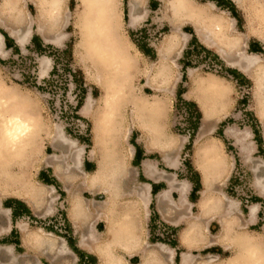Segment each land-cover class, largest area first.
<instances>
[{
  "label": "clouds",
  "instance_id": "clouds-1",
  "mask_svg": "<svg viewBox=\"0 0 264 264\" xmlns=\"http://www.w3.org/2000/svg\"><path fill=\"white\" fill-rule=\"evenodd\" d=\"M262 149L264 0H0V264H264Z\"/></svg>",
  "mask_w": 264,
  "mask_h": 264
},
{
  "label": "rangeland",
  "instance_id": "rangeland-1",
  "mask_svg": "<svg viewBox=\"0 0 264 264\" xmlns=\"http://www.w3.org/2000/svg\"><path fill=\"white\" fill-rule=\"evenodd\" d=\"M224 2H225V0H221V3H224ZM155 6H156V5L153 4V7H155ZM186 30L190 31L191 29H186ZM144 39H146V33H145V36L142 37V38L138 41V43H139L140 47L142 48V50L145 51L146 54H148V55H152V51H151V49H148L147 46H146V44L143 42ZM36 43H37V47L39 48V41H38V38H37V40H36ZM193 43H195V40L193 41ZM252 48H253V50H259V47H258V45H256V44H253V45H252ZM197 54H199L198 51H197ZM186 55H191V53H188V54H186ZM185 63H186V64H189L190 61L186 60ZM41 71H42V68H41ZM232 74L235 75V76H237L238 78H240L238 73L233 72ZM240 79H241V81L243 82L242 78H240ZM241 103H246V101H242ZM188 110H189V108H188ZM190 110H191L192 112H195L196 108H195V107H191ZM190 110H189V112H191ZM191 127L193 128L192 125H191ZM49 151H51V149H49ZM262 151H264V149H262ZM86 167L89 168L88 165H86ZM189 167H190V165H189ZM41 178H42L46 183H53L52 178H50L49 175H48V173H46V172H42V173H41ZM192 179L196 182V186H197V188H198V187H199L198 176H197V175H193V176H192ZM233 183H237V181H233ZM192 198H193V199H196L197 197H196V195L194 194V195H192ZM8 203L11 204L10 201H9ZM25 212H26V211H25L22 207H19V208H18V213H19V214H21V213H25ZM155 221H156V220H154L153 223H152L153 231H155V227H156V225H155ZM69 231H70V229H69ZM173 234H174V230H173V233H170V234L168 235V239H169V241H170L171 243L175 244V241L171 239V236H172ZM153 239H154V240H155V239H159V237L153 236ZM69 240H70V243L73 244V240H71L70 237H69ZM17 242H18V241H17ZM214 251H215V249H214ZM80 255H81V253H80ZM81 259H82V264H95V259H94L93 257H89L87 261H84V255H81Z\"/></svg>",
  "mask_w": 264,
  "mask_h": 264
},
{
  "label": "crops",
  "instance_id": "crops-1",
  "mask_svg": "<svg viewBox=\"0 0 264 264\" xmlns=\"http://www.w3.org/2000/svg\"><path fill=\"white\" fill-rule=\"evenodd\" d=\"M143 158V152H142V149H140L139 147H138V150H137V157H136V160L134 161V163H136V164H138L139 163V161L141 160ZM86 165H88L89 166V170H91V169H93L94 168V165H92V164H87L86 163ZM87 168V167H86ZM141 179H143V177H141ZM52 181H53V183H55V181L52 179ZM162 187H164V185L163 184H159V185H154L153 186V194H155L156 192H158L159 190H160V188H162ZM193 195V194H192ZM193 199V198H192ZM197 199V198H196ZM193 200H195V199H193ZM11 202V201H10ZM11 203H13V202H11ZM16 204H17V214H19L18 213V208L19 207H22L26 212H27V209H26V207L23 205V204H21V203H19V202H15ZM158 219V216H156V215H154L153 216V221L154 220H157ZM101 227H102V225H101ZM74 241H73V246H74ZM81 255H84L83 253H81ZM94 258V257H93ZM95 259V258H94Z\"/></svg>",
  "mask_w": 264,
  "mask_h": 264
},
{
  "label": "trees",
  "instance_id": "trees-1",
  "mask_svg": "<svg viewBox=\"0 0 264 264\" xmlns=\"http://www.w3.org/2000/svg\"><path fill=\"white\" fill-rule=\"evenodd\" d=\"M186 107L187 108H189V110H190V108L191 107H195V105L194 104H189V105H186ZM191 111V110H190ZM190 113V117H189V122H190V124L193 126V129H195L196 127H197V125H198V121H199V113H198V111L197 110H195V112H189ZM193 117L195 118V119H193ZM195 194V190L193 191V195Z\"/></svg>",
  "mask_w": 264,
  "mask_h": 264
},
{
  "label": "bare ground",
  "instance_id": "bare-ground-1",
  "mask_svg": "<svg viewBox=\"0 0 264 264\" xmlns=\"http://www.w3.org/2000/svg\"><path fill=\"white\" fill-rule=\"evenodd\" d=\"M47 69L45 67L42 66V71H46Z\"/></svg>",
  "mask_w": 264,
  "mask_h": 264
}]
</instances>
